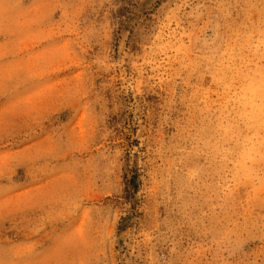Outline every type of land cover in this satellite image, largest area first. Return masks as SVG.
Here are the masks:
<instances>
[{
  "label": "rangeland",
  "instance_id": "obj_1",
  "mask_svg": "<svg viewBox=\"0 0 264 264\" xmlns=\"http://www.w3.org/2000/svg\"><path fill=\"white\" fill-rule=\"evenodd\" d=\"M0 264H264V0H0Z\"/></svg>",
  "mask_w": 264,
  "mask_h": 264
},
{
  "label": "trees",
  "instance_id": "obj_2",
  "mask_svg": "<svg viewBox=\"0 0 264 264\" xmlns=\"http://www.w3.org/2000/svg\"><path fill=\"white\" fill-rule=\"evenodd\" d=\"M134 184V183H133Z\"/></svg>",
  "mask_w": 264,
  "mask_h": 264
}]
</instances>
